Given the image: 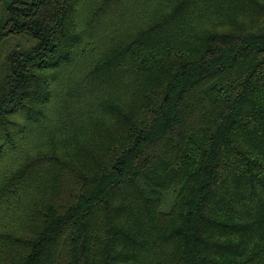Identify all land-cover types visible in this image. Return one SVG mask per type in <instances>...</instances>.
Instances as JSON below:
<instances>
[{"label":"trees","instance_id":"16d2710c","mask_svg":"<svg viewBox=\"0 0 264 264\" xmlns=\"http://www.w3.org/2000/svg\"><path fill=\"white\" fill-rule=\"evenodd\" d=\"M0 264H264V0H0Z\"/></svg>","mask_w":264,"mask_h":264}]
</instances>
